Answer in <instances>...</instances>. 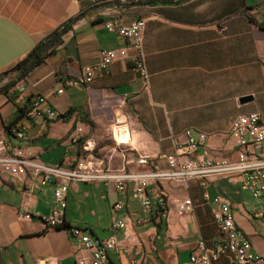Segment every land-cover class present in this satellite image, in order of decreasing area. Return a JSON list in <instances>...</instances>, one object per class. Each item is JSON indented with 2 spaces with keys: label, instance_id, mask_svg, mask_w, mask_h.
Returning <instances> with one entry per match:
<instances>
[{
  "label": "crops",
  "instance_id": "0c3cea01",
  "mask_svg": "<svg viewBox=\"0 0 264 264\" xmlns=\"http://www.w3.org/2000/svg\"><path fill=\"white\" fill-rule=\"evenodd\" d=\"M112 1L0 0V75L85 11L41 64L25 76L13 70V80L0 79V87L9 85L8 93L0 92V134L48 165L72 166L93 158L127 172L165 170L168 154L185 151L186 129L206 134L191 156L236 158V140L229 133L233 120L249 112L264 119V0H118L102 6ZM137 17L146 19L148 87L133 69L130 50L107 73L96 74L90 85L67 86L56 93L62 81L96 64L101 50L127 44L107 30L106 21L129 24ZM41 94L48 96L57 118L22 111ZM244 96L252 100L241 103ZM14 122L23 127L22 139L7 131ZM78 125L82 131L73 141ZM53 189L50 183L28 192L24 178L0 171V264L90 263V252L67 229L43 222L55 202ZM149 192L154 205L147 212L133 198L132 183L118 192L101 181H74L66 221L105 239L112 235L116 217L124 218L127 227L119 230L116 248L109 252L114 264H181L199 239L210 248L220 239L214 199L222 195L232 201L231 210L252 251L263 258L251 264H264V219L253 217L254 200L240 188L238 178L210 177L204 186L191 179L186 188L163 179L152 182ZM160 196L166 197L167 207L157 214ZM187 198L192 208L180 213L178 205ZM118 200L124 209L115 214ZM26 212L33 217H22ZM213 264L233 263L221 257Z\"/></svg>",
  "mask_w": 264,
  "mask_h": 264
},
{
  "label": "built area",
  "instance_id": "2783aa9c",
  "mask_svg": "<svg viewBox=\"0 0 264 264\" xmlns=\"http://www.w3.org/2000/svg\"><path fill=\"white\" fill-rule=\"evenodd\" d=\"M261 8L264 11V1ZM105 27L128 40L127 44L114 49L101 50L100 60L94 65L82 67L79 76L62 81L56 89L57 94H62L67 86L90 85L96 74L107 73L111 64L120 58L127 57L130 50L133 51V69L140 75L144 86L148 87L150 74L144 50L146 19L137 17L129 24H124L118 19H111L105 22ZM26 114L48 118L58 117L57 111L49 107L48 96L45 94L31 99ZM7 131L19 139L24 137L23 127L19 122L11 124ZM81 131L82 127L78 125L76 127L78 133L72 138L73 141L79 140ZM229 133L236 140V158L216 159L205 155L191 156V153L197 152L199 146L205 143L206 134L186 129L183 132L186 138L185 151L168 154L167 169L137 172L111 168L104 165L103 161L93 158H84L72 166L44 164L36 160L32 154L27 153L22 146L0 134V171L24 178L28 192L39 186L54 183L55 202L51 213L42 217L43 222L50 228L67 229L72 240L90 252L89 264H114L109 252L116 248L118 232L127 227L126 221L122 217H116L112 224L113 233L105 239L95 237L90 229L81 226L63 227L67 222L65 211L71 183L101 181L106 186H114L118 192H125L128 184L132 183L133 198L137 199L143 209L148 212L154 205L149 192V185L152 182L163 179L174 180L186 188L191 179L199 180L204 186L210 177H236L240 188L248 191L254 200L253 217L264 219V119L259 112L240 114L233 120ZM214 203L217 205L214 216L220 239L212 248L208 247L203 239H199L196 250L187 261L181 264H213L221 257H226L233 264L262 262L263 258L252 251L249 236L235 219L231 210L232 201L218 195ZM157 205L156 213L161 214L167 207L166 197L160 196ZM192 205L191 198H187L179 203L178 210L180 213H185L192 208ZM123 209L122 201L118 200L113 204L115 214ZM21 216L32 218L33 214L26 212ZM81 264L84 263L81 262Z\"/></svg>",
  "mask_w": 264,
  "mask_h": 264
},
{
  "label": "trees",
  "instance_id": "16d2710c",
  "mask_svg": "<svg viewBox=\"0 0 264 264\" xmlns=\"http://www.w3.org/2000/svg\"><path fill=\"white\" fill-rule=\"evenodd\" d=\"M118 0H114L112 2H106L104 5L113 4L116 3ZM180 0H130L131 3H141V4H148V3H160V2H178ZM101 6V5H99ZM85 14V11H82L77 16L70 18L68 21H66L64 24H62L58 29H56L54 32H52L44 41L39 43L34 47V49L18 64H16L12 69L10 70H18L20 71L21 75L25 76L27 72L34 68L35 66L41 64L46 57L53 54L56 51V47L60 44L62 41L63 34L68 31L78 19L83 17ZM26 61H29L27 65L23 68V65ZM9 85H5L3 87H0V92L8 93ZM28 106L24 109H22L23 112H26V109ZM71 112V110L69 111ZM71 225L66 222L63 227L69 228Z\"/></svg>",
  "mask_w": 264,
  "mask_h": 264
},
{
  "label": "rangeland",
  "instance_id": "374dc122",
  "mask_svg": "<svg viewBox=\"0 0 264 264\" xmlns=\"http://www.w3.org/2000/svg\"><path fill=\"white\" fill-rule=\"evenodd\" d=\"M11 72H13V70H8V71H6V72H4V73H2L1 75H0V79H3V78H5V77H7V81H11V80H13V78H14V75H9V73H11Z\"/></svg>",
  "mask_w": 264,
  "mask_h": 264
},
{
  "label": "water",
  "instance_id": "95a60500",
  "mask_svg": "<svg viewBox=\"0 0 264 264\" xmlns=\"http://www.w3.org/2000/svg\"><path fill=\"white\" fill-rule=\"evenodd\" d=\"M28 62H29V61H26V62L24 63L23 68L27 65ZM250 100H252V96H244V97H242V98L240 99V102H241V103H245V102L250 101Z\"/></svg>",
  "mask_w": 264,
  "mask_h": 264
},
{
  "label": "bare ground",
  "instance_id": "6f19581e",
  "mask_svg": "<svg viewBox=\"0 0 264 264\" xmlns=\"http://www.w3.org/2000/svg\"><path fill=\"white\" fill-rule=\"evenodd\" d=\"M126 118V117H125ZM123 119V118H122ZM121 122H123V124H125L126 125V123L122 120Z\"/></svg>",
  "mask_w": 264,
  "mask_h": 264
}]
</instances>
